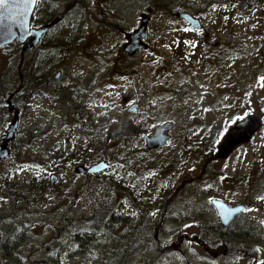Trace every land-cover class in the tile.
Instances as JSON below:
<instances>
[{"label":"rangeland","instance_id":"1","mask_svg":"<svg viewBox=\"0 0 264 264\" xmlns=\"http://www.w3.org/2000/svg\"><path fill=\"white\" fill-rule=\"evenodd\" d=\"M156 1H163L166 6L157 10L154 6ZM204 1L86 0L84 4L86 8L79 4L70 8L66 21L71 22L80 13L84 15L87 28L96 27L99 20L106 21L108 28H114L112 22L114 23L117 19L121 27L128 28L130 26V29H133L138 25L140 12L150 7L151 27L167 30L151 36L150 45L142 54L135 56L133 65L140 69L141 75L147 73L149 77L163 78L164 75L172 74V77H175L176 73H181L178 66L181 57L175 52L173 45H176V48L188 47L181 56L190 59L188 68L191 72V54L196 42L193 41V33L185 30L176 31L180 27L179 24L168 20L164 21L163 12L175 11L178 8L200 11ZM63 3L60 5H67L65 2ZM99 5L104 9H111V11L108 10L107 15H103L97 9ZM229 19L231 38L234 36V38L240 39L241 43L246 41L250 43L254 35H261V32H264V21L259 14L253 17L243 16L232 21L229 16ZM204 35L205 38L208 37L206 33ZM221 37L222 35H215L217 39ZM110 38L112 40V37ZM118 39L119 36H115L111 42ZM111 42L110 44H112ZM254 56L256 53L251 54L250 57L243 54L244 65L241 71L244 76L245 110L238 104L242 80L239 82V88L231 75V86L227 93L232 103L230 110L226 113L218 111V114L213 113L211 116H205V119L210 121L209 125H202L200 128L201 145L196 152L183 157L181 174L200 173L202 167H207L209 164L207 162L208 155L211 156V152L216 148L226 129L234 121L242 118L246 111L257 109L264 112V81L257 79L264 77V64L253 60ZM164 57L166 58L165 64ZM18 58L19 51L14 45L0 49V74L5 73L4 68L7 69L9 64L7 61ZM167 58H172V61L168 63ZM230 65L232 64L230 63ZM149 77L142 76L138 80L130 78V90L137 89L133 92L135 98L147 95V87L150 88L152 85V80ZM175 80H177L176 77ZM116 81L120 92L116 93L112 99L103 100V111L106 108L110 116L115 113L120 117V113L126 110V106L122 105L121 94L128 87V82L120 73L117 75ZM208 81L211 86L216 83L214 78ZM185 84L188 83H183V85ZM224 95L226 94L222 91L216 90L214 104L216 105L217 100L223 98ZM169 96L170 94L166 92V98ZM191 100L192 96L188 91L182 103L189 105ZM142 114L145 119L150 117L146 112H142ZM170 116L177 120L178 124L187 123L190 128H193L195 117H197L191 116V114L176 117L170 114ZM233 117H237V119H233ZM54 133V141L58 139H55L57 135L60 137L62 134L66 135L61 131ZM216 136L219 138L216 139ZM123 138V134H112L109 143L111 145L97 144L96 148L94 147L97 152H92V155L95 156V159L106 158V155H110L113 144H120L121 142L116 141ZM262 141H264V126L251 145L240 147L228 159L220 161L216 159L215 166L213 164L208 166V172L243 171L250 166L255 157H264V142ZM73 142L62 141L59 138L56 141L57 151L64 147L67 148V146L69 149H73L76 147ZM38 143L31 146L23 145L20 149L14 148V156L5 162H0V263L118 264V261L121 260L124 264H256L257 261L264 264L263 207L254 206L242 217L245 221H253L247 223L249 228L246 226V230L248 229L247 234L254 236H250L244 243H235V241L228 243L226 240L218 243L216 237H212L215 235L207 231L206 225L211 220L217 221V217L209 201L203 199V195L193 197L192 203H186V200L181 201L180 207L183 212H187V208L191 212V216L187 218L175 221L165 220L161 223L158 215L153 217L147 214V220L143 224L140 221L141 225L130 223V236H124L126 230L122 232L121 236H118L117 224L112 225L107 220V218L110 219L107 217V209L123 193L110 186L107 179L74 173L73 168L75 164L79 163L75 161L79 159L77 156L73 160L55 161L51 155L53 154L52 148H47L50 145ZM176 146L174 141H170L161 157H155L151 153L146 155L147 164L155 161L164 163L174 160L177 157L173 151ZM44 150L46 153L43 152ZM207 151L208 155L205 156L204 153ZM161 171L165 172V169H161ZM52 173L57 175L54 184L48 182ZM211 180L209 179V181ZM257 184L256 179L250 183L247 180H241L234 187H214L213 189L218 195L237 202L241 199H249L248 197L252 198L249 194H254L255 197L256 192L251 191ZM42 185H44L43 188H41ZM208 186L204 185V187ZM185 198L190 199L189 196H185ZM173 209L175 211L176 207ZM130 210L138 212L137 208L131 204ZM152 210L157 212V209L153 208ZM195 215L200 218L197 219L194 226L192 221L196 220ZM171 235L173 237L183 235V238H173ZM203 237H207L206 239L209 238V240H205ZM243 245L246 247V252L241 250V254L237 248H242ZM228 246L236 251L227 252L226 247ZM157 247H159V251H157Z\"/></svg>","mask_w":264,"mask_h":264},{"label":"flooded vegetation","instance_id":"2","mask_svg":"<svg viewBox=\"0 0 264 264\" xmlns=\"http://www.w3.org/2000/svg\"><path fill=\"white\" fill-rule=\"evenodd\" d=\"M63 2L67 5L61 6L60 4ZM85 2L86 0H35L29 17V28H40L54 20L55 22L46 28L30 50L21 52L24 40L18 38L0 46V49H4L14 45L19 50V58L7 61L9 64L7 69L4 68L5 73L0 74V144H2L3 136L16 114L13 137L9 138L6 143L8 154L0 158V162H5L14 156V148L20 149L23 145L31 146L40 142V144L50 145L47 148L53 150L59 138L62 141L72 142L73 136L77 137L78 140L73 142L76 146L77 144H80L81 148L89 146L87 155L81 157L75 155L79 158L75 161L91 164L101 158L95 159V156L92 155V152H97L96 145H111L109 143L112 134L121 135L125 131L130 133L131 118L139 116L143 124L139 129L138 137L123 134L124 138L116 142L130 145L132 153H142V157L138 158L139 161L133 157L130 162L132 174L136 175L138 172L141 173L151 168L155 171L154 175L157 178L162 172L161 169H165L163 179L165 178L164 185L168 192L163 193L161 199L163 207L161 223L165 220L175 221L191 216L188 208L186 209L187 212H183L180 207L181 201L186 200V203H192L193 197L203 195V199L209 201L217 217V221L211 220L206 225L207 231L215 235L212 237H216L218 243L224 240L228 243L234 241L235 243H244L246 239L254 235L247 234L248 229H240L241 232L239 233L237 225L243 226L248 223L242 217L250 208L257 206L264 209V198L257 199V197H264V157H255L250 166L240 172L207 171L181 174V166L178 165L182 161L180 156L182 157L183 153L182 138L185 132L189 130L194 137H201L200 128L202 125H209L210 121L205 119V116H211L213 113L218 114V111L226 113L230 110L232 103L227 93L231 86V75L233 80H236L234 83L238 85L242 80L238 104L245 110L244 76L243 71H241L244 65L243 52H241L238 60H233L232 67L230 65L232 62L230 50L232 38L229 14L203 12L198 9L190 10L202 24L201 28H192L186 20L176 16L174 11L163 12L164 21L168 20L174 24H179L180 27L176 31L185 30L193 33V41L196 42L191 54V82L183 85L175 83V77L172 75H164L163 78L149 77L147 73L141 75L140 69L133 65L135 56L142 54L150 45L151 36L161 34L167 29L151 27L152 18L150 16L145 39L147 47L130 55V51L124 49V44L128 41V34L132 29L130 26L128 28L121 27L117 19L114 23L112 22L114 28H108L107 22L102 20L97 21L96 27L87 28L84 15L80 13L71 22L66 21L70 8L76 4L84 6ZM93 6L92 8H94ZM84 8L86 7L84 6ZM97 9L103 15H107L108 10L111 11V9H104L101 5L97 6ZM108 20L111 21V19ZM204 33L208 37L205 38ZM215 35H222V37L217 39ZM115 36H119V39L111 42ZM171 61L172 58H167L168 63ZM163 62L166 63L165 57ZM119 73L128 82V87L121 94V100L126 98V102H122V105L126 106V110L120 113V117L115 113L112 116L105 115L107 116L109 131L104 140L103 100L112 99L116 93L119 94L118 82L116 81ZM142 76L144 78L149 77L152 80V85L150 88L147 87L146 96L135 98L133 92L137 89L130 90V78H137L138 80ZM211 78L216 80L213 86L208 81ZM216 90L222 91L226 95L218 99L215 105L214 94ZM188 91L192 96L189 105L182 103ZM166 92L171 97L166 98ZM132 104L136 107L129 110L128 107ZM142 112H146L150 117L145 119ZM170 114H173L174 117L184 114L197 117H195L193 128H190L187 123L178 124L177 120ZM247 114H255L261 119V126L254 132L252 138L236 145L226 158L216 157L214 155L216 148L212 149L211 156L208 155V151L205 152L204 155H208V161L212 160L215 163L216 159L218 161L228 159L240 147L251 145L254 142L264 126V112L252 109L246 111L244 116ZM201 116L202 118H200ZM165 121H172L173 123L169 131V139L160 147L147 148L142 133L150 135L158 125ZM122 122H126V130L119 128ZM59 131L65 132L66 135L62 134L61 137L57 135L55 139H58L54 141L53 134ZM76 132H80V134L77 135ZM170 141H174L177 145L173 149L177 157L164 163L155 161L147 164L146 155L151 153L155 157H161ZM43 152L46 153L45 150ZM188 154L191 152H187ZM169 163H174L172 171H167L166 167ZM209 179L212 180L209 181ZM253 179H256L258 184L251 191L256 192L255 197L254 194H249L252 197H248L249 199L245 198L232 202L215 193L216 190L213 189L214 187H234L238 181L247 180L250 183ZM205 184L209 186L204 187ZM130 192L135 191L130 190ZM185 196H189L190 199H186ZM214 198H220L228 204L244 203L245 209L224 225L212 204ZM174 207H176L175 211ZM194 217L196 220L192 221V225L195 226L199 217L198 215ZM171 237L173 236L171 235ZM176 237L183 238V235L173 238ZM203 238L209 240V238L206 239L207 237ZM10 241L13 240L10 239ZM160 244L162 243L160 242ZM232 249L231 246L226 247L227 252L236 251ZM237 250L240 253L241 250L246 252V247L243 245Z\"/></svg>","mask_w":264,"mask_h":264},{"label":"trees","instance_id":"3","mask_svg":"<svg viewBox=\"0 0 264 264\" xmlns=\"http://www.w3.org/2000/svg\"><path fill=\"white\" fill-rule=\"evenodd\" d=\"M165 5L166 4L163 1H156L154 4L157 10L162 9V7H164ZM212 5H216V7L213 8ZM200 11L228 13L231 21L243 16L253 17L256 14H259V16L264 21V0H205ZM187 48L188 47L175 48L174 50L177 54H179L184 52ZM230 50L232 61L238 60L241 52H243V54H246V56L248 57H250L251 54L256 53V56L253 57V60L264 64V33H261V35H254L250 43H247V41L245 43H241L240 39L238 38L232 39L230 42ZM188 61L189 59H186L185 64L183 62L181 63L184 70L183 73L175 74L176 79L180 78L179 80H176V83H186L183 77H191V72L188 69ZM107 112L108 111L104 110V140L106 139V134L109 131V125L106 121L107 116H105ZM131 120V132L128 133L127 131H125V133L123 134L138 137V132L142 127L143 122L139 116H135L134 118L132 117ZM119 128L126 130V122H122ZM76 134L79 135L80 132H76ZM71 139L73 141H78L77 137L75 138L72 136ZM195 140L197 139L191 134L189 130L185 132L182 138L183 149L185 152H187L188 148L193 150L196 147ZM88 151L89 146L81 148L80 144H77V146L73 149H69L68 146L67 148L64 147L60 151H57L56 146H54L52 150L53 154L51 155H53L55 161H63L72 160L75 154H77L79 157L85 156L87 155ZM131 151L132 149L128 144H116L115 146H113V149L109 153L110 155H106L111 159L110 166L104 171L86 175L87 177L95 176L97 178L107 179L110 186H113L123 193V195L120 194L119 199H115V203L110 208L108 207L107 217H110V219L107 218V220H109L112 225H114L115 223L117 224L118 236H121V234H123L122 232L126 230L124 233L125 237L130 236V223H139L140 221L143 224V222L147 220V214L153 216L154 212L150 213L153 208L157 209L156 215H158L159 219H161L163 214L161 199L163 197V193L166 194L168 192V189H165L164 185L165 178L160 180L156 178L154 175L155 171L151 168H148L141 173L138 172L136 175L132 174L130 162L133 157L135 158V160L142 157V153L135 154ZM139 160L140 159H138L137 161ZM173 165L174 163H169L166 167L167 171H172ZM205 171L206 169L202 167L201 172ZM160 175L165 176V173L161 172ZM133 176L135 177L134 179ZM48 182L51 183L49 181V178ZM43 187L44 185L41 186V188ZM130 190H134L135 192L131 193ZM170 196L173 197V195ZM130 204L133 207L137 208V213L130 210ZM237 230H239V233L241 232L240 227H237ZM151 259L153 260V258ZM118 264L124 263L123 261L119 260Z\"/></svg>","mask_w":264,"mask_h":264},{"label":"water","instance_id":"4","mask_svg":"<svg viewBox=\"0 0 264 264\" xmlns=\"http://www.w3.org/2000/svg\"><path fill=\"white\" fill-rule=\"evenodd\" d=\"M35 0L31 3L28 0H8L9 5H15V7H6L0 5V46L11 42L15 38L24 40L21 50H29L38 41L40 35L46 30V28L52 24H46L38 29L28 28L29 17L32 12ZM177 16L187 20L191 26L199 28L201 26L198 18L192 15V13L185 9H179L175 12ZM149 15L146 12L140 14L139 25L128 34V41L124 44V49L130 51L133 54L137 49H143L147 46L144 38L147 35V22ZM30 36L25 39L28 35ZM126 100V98H124ZM135 105L129 107L134 109ZM16 125V114L14 115L6 134L3 136V142L0 145V158L8 154L7 140L12 137L14 127ZM172 123L165 122L157 126L154 131L148 135L142 133L146 141V146L152 148L154 146L162 145L168 139V130ZM260 126V119L254 115L249 114L244 118L237 120L226 131L222 140L218 144L217 156L225 157L232 150V148L239 142L249 140L254 131ZM108 166L106 159H99L97 162L88 166L84 164H76L73 168L75 173H91L102 170ZM56 175L51 174L50 179H55ZM213 203L216 206L220 219L224 224L228 223L233 216L244 208V204L238 203L235 205H229L222 200L213 199Z\"/></svg>","mask_w":264,"mask_h":264},{"label":"snow or ice","instance_id":"5","mask_svg":"<svg viewBox=\"0 0 264 264\" xmlns=\"http://www.w3.org/2000/svg\"><path fill=\"white\" fill-rule=\"evenodd\" d=\"M28 2L31 3L32 0H28ZM0 5L6 6V7H15V5H9L8 0H0ZM212 7L215 8L216 5H212ZM257 79H258V81H264V77H258ZM233 119H237V117H233ZM262 142H264V141H262ZM262 198H264V197H257V199H262ZM262 223H264V221H262ZM257 250H259V249H257ZM256 264H261V262L257 261Z\"/></svg>","mask_w":264,"mask_h":264},{"label":"bare ground","instance_id":"6","mask_svg":"<svg viewBox=\"0 0 264 264\" xmlns=\"http://www.w3.org/2000/svg\"><path fill=\"white\" fill-rule=\"evenodd\" d=\"M45 50V49H44ZM56 61V60H55ZM196 261V260H195Z\"/></svg>","mask_w":264,"mask_h":264}]
</instances>
